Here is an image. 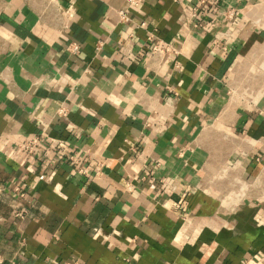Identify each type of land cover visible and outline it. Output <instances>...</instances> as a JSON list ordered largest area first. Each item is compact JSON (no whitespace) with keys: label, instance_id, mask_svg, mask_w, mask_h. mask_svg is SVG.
Listing matches in <instances>:
<instances>
[{"label":"crops","instance_id":"1","mask_svg":"<svg viewBox=\"0 0 264 264\" xmlns=\"http://www.w3.org/2000/svg\"><path fill=\"white\" fill-rule=\"evenodd\" d=\"M195 3L0 0V264H264V0Z\"/></svg>","mask_w":264,"mask_h":264},{"label":"built area","instance_id":"2","mask_svg":"<svg viewBox=\"0 0 264 264\" xmlns=\"http://www.w3.org/2000/svg\"><path fill=\"white\" fill-rule=\"evenodd\" d=\"M144 0H126L127 7H132V8H140L143 4ZM210 3V0H196V3L188 8H184V13L187 16L188 19H190L193 23L194 27H200L201 23H199L198 20V15L202 9H204L208 4ZM119 18L121 22H126L129 17H128V11L127 9L119 10L118 11ZM234 14V11L229 12V17L232 18ZM148 41L150 42V49L152 53H176V50L170 46L169 44H164L162 40H154L153 36H148ZM68 52H71L73 54H76L79 52V47L76 43L72 42L66 47ZM57 117H67V111L65 108H59L57 110ZM49 140L50 145L53 147H58L63 150H68L67 149V144L60 139L56 138H51L49 137L46 132L43 130L39 133L34 134L32 137L27 139L26 141L20 143L18 145V148L25 152L28 156L33 155L36 153V149L41 145L43 140ZM9 157L15 158L14 156V150H11L9 153ZM64 157L72 161L75 165V170L78 174L80 175H86L87 171L84 165L81 163V159L79 156L75 154H69L68 152L64 153ZM128 189H132L133 185L129 182L127 184ZM16 191H21L20 188H15ZM20 196H23V192L20 193ZM17 216L23 217L21 214H16ZM11 264H14L13 261H11Z\"/></svg>","mask_w":264,"mask_h":264}]
</instances>
